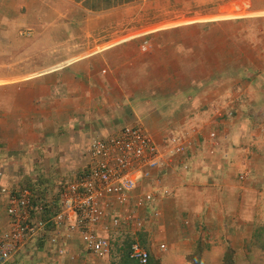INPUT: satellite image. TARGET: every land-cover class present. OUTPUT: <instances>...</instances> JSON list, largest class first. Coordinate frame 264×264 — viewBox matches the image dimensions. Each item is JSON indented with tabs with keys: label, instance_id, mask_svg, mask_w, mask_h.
I'll use <instances>...</instances> for the list:
<instances>
[{
	"label": "crops",
	"instance_id": "0c3cea01",
	"mask_svg": "<svg viewBox=\"0 0 264 264\" xmlns=\"http://www.w3.org/2000/svg\"><path fill=\"white\" fill-rule=\"evenodd\" d=\"M132 125L161 148L188 132L185 153L134 188L168 190L138 209L144 226L100 225L106 258L77 233L59 256L43 234L6 264H115L134 238L161 264L162 250L219 264L227 245L263 238L264 0H0V188L54 195L94 137ZM7 203L0 193V233Z\"/></svg>",
	"mask_w": 264,
	"mask_h": 264
},
{
	"label": "built area",
	"instance_id": "2783aa9c",
	"mask_svg": "<svg viewBox=\"0 0 264 264\" xmlns=\"http://www.w3.org/2000/svg\"><path fill=\"white\" fill-rule=\"evenodd\" d=\"M141 48L146 50V41ZM187 135L188 132L171 134L166 137L167 146L161 148L141 125L125 126L106 138L94 137L87 166L75 172L54 195L42 196L25 186L15 190L0 188V193L8 196L9 217V228L0 233V264L12 260L31 238L43 234L50 245L56 246L59 256L67 252L62 239L77 233L88 252L106 258L111 243L98 232L99 226L112 230L125 223L133 233L144 226L145 218L138 215V209L155 205L159 195L168 190L157 186L133 193L134 188L140 179L150 176L151 170L169 166L175 156L184 154L189 143ZM159 182L156 178L155 183ZM130 202L135 209L118 214L115 205L122 207ZM158 215V208H153L151 216ZM128 255L139 263L148 259V251L137 238L130 242Z\"/></svg>",
	"mask_w": 264,
	"mask_h": 264
},
{
	"label": "rangeland",
	"instance_id": "374dc122",
	"mask_svg": "<svg viewBox=\"0 0 264 264\" xmlns=\"http://www.w3.org/2000/svg\"><path fill=\"white\" fill-rule=\"evenodd\" d=\"M258 242H260L258 240V238L253 239L252 241H250V243L248 245H246L245 249L243 248L241 250L240 253H237L233 247L227 245L225 250H224V253L222 255L221 262L219 264H221L223 262V258L225 256V254H228V252H230V251H228L229 249L231 250V257H232L235 264H254L256 262H258V264H264V260H263V262L261 261L262 259L260 260V258H261L260 252H262V250L257 247ZM156 249H157V253H158V247H156ZM159 253H160L159 255L162 257L161 259L163 260L162 261L163 264H174L173 261H166L165 260L170 255L169 251L162 250ZM207 258H208L209 263L215 262L213 257L212 258L207 257ZM94 259H96V258H94Z\"/></svg>",
	"mask_w": 264,
	"mask_h": 264
},
{
	"label": "trees",
	"instance_id": "16d2710c",
	"mask_svg": "<svg viewBox=\"0 0 264 264\" xmlns=\"http://www.w3.org/2000/svg\"><path fill=\"white\" fill-rule=\"evenodd\" d=\"M258 240L260 242L257 243V247L262 250V252H260V255H261L260 260L262 259L261 261L263 262V260H264V236H263V238H260ZM131 241H132V239L127 240L123 244V247L120 251V254L116 258L117 260L115 261V264H161L160 260L156 259L149 252H148V259H147L146 263H139V261L131 259L128 255L129 245H130ZM141 245L144 246V243H141ZM228 251H230V252H228V254H225V256L223 258V262L221 264H235L232 257H231V250L229 249ZM191 263L192 264H201L200 253L197 255H192ZM254 264H258V262L254 263Z\"/></svg>",
	"mask_w": 264,
	"mask_h": 264
}]
</instances>
